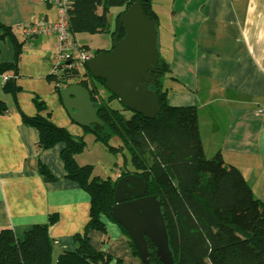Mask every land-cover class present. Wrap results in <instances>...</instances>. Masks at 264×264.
I'll return each mask as SVG.
<instances>
[{
	"label": "crops",
	"instance_id": "obj_1",
	"mask_svg": "<svg viewBox=\"0 0 264 264\" xmlns=\"http://www.w3.org/2000/svg\"><path fill=\"white\" fill-rule=\"evenodd\" d=\"M167 2L169 101L197 108L205 152L207 146L213 155L221 152L228 164L242 171L264 203V113L260 112L264 106V0ZM57 16L47 0H0V22L23 42L16 79L21 90L16 100L4 91L5 79L0 75V98L8 108L0 114V230L12 228L22 239L27 228L55 216L49 227L52 264H57L61 253L76 250L75 236L84 232L91 207L90 194L66 176L61 158L64 145L41 149L39 131L22 116L40 113L75 136L87 128L70 116L57 86L48 79L54 72L57 36L23 33L24 26ZM75 36L78 40V33ZM14 55L13 41H2L0 61H12ZM36 98L47 105L45 110L38 111ZM40 162L57 180L43 178ZM116 171L115 177L121 176ZM102 220L107 232L91 230V244L126 264H145L132 253L120 226L105 215Z\"/></svg>",
	"mask_w": 264,
	"mask_h": 264
},
{
	"label": "trees",
	"instance_id": "obj_2",
	"mask_svg": "<svg viewBox=\"0 0 264 264\" xmlns=\"http://www.w3.org/2000/svg\"><path fill=\"white\" fill-rule=\"evenodd\" d=\"M137 1L73 0L69 14L70 30L74 34L109 31L108 13L112 7H119L122 10L117 14L112 37L113 40L122 38L125 27L119 23V18ZM142 6L158 28L159 15L152 0L143 1ZM8 38L14 43L15 55L12 61H0V75L8 76L3 89L16 100L21 90L16 79L23 42L18 40L11 27L0 22V44ZM109 50H98L95 54ZM160 57L161 74L158 84L152 87L160 111L154 118L123 105L106 88L104 79L93 76L87 64L81 74L73 68L61 78L53 73L48 79L55 83L58 93L62 88L57 84L59 81L67 85L79 82L89 89L103 125L94 124L86 129L92 131L110 151H127L130 160L127 164L125 161L121 176L128 173L141 175L148 182L147 195H156L160 200L175 264H264V203L255 195L242 171L228 164L221 152L207 158L197 108L170 103L163 76L170 74L171 68L161 53ZM99 85L108 91L107 96L100 93ZM115 99L119 101V107L112 105ZM35 103L39 112L47 108L39 98ZM127 111L132 112L129 117ZM6 112L7 105L0 98V114ZM22 116L26 124L39 131L41 149H50L59 143L64 145L61 158L66 176L91 197L90 219L84 232L75 236L76 250L61 253L57 264H126L121 258L96 249L90 242L91 230L107 232L103 215L120 226L132 253L140 257L137 243L112 210L116 184L121 176H96L93 165H82L77 161L76 156L85 149L83 137L73 135L40 113L35 116L23 113ZM111 139H118V146L110 145ZM39 171L46 181L57 180L42 162ZM55 221L56 217L51 216L47 223L30 226L22 239L12 228L1 229L0 264H52L53 240L49 227ZM146 239L151 264H162L156 254L157 245L148 237Z\"/></svg>",
	"mask_w": 264,
	"mask_h": 264
},
{
	"label": "water",
	"instance_id": "obj_3",
	"mask_svg": "<svg viewBox=\"0 0 264 264\" xmlns=\"http://www.w3.org/2000/svg\"><path fill=\"white\" fill-rule=\"evenodd\" d=\"M138 0L119 18L125 27L122 38H114L109 51L91 56L87 67L96 78L105 80L106 88L130 109L154 118L159 113L157 96L148 87L149 76H158L153 71L160 63L158 29L156 22L145 13ZM161 73V71H160ZM60 95L70 116L85 127L103 125L97 114L89 89L77 82L61 88ZM148 182L136 173L121 176L116 184L112 208L114 216L137 243L140 258L151 264L148 241L157 245L156 254L162 264H175L169 245V236L162 212L161 202L156 195H147Z\"/></svg>",
	"mask_w": 264,
	"mask_h": 264
},
{
	"label": "rangeland",
	"instance_id": "obj_4",
	"mask_svg": "<svg viewBox=\"0 0 264 264\" xmlns=\"http://www.w3.org/2000/svg\"><path fill=\"white\" fill-rule=\"evenodd\" d=\"M152 4L154 9H156L160 13V23H159V33H160V40H159V51L162 55V58L167 61L170 58V39L171 34L169 32V20H170V13L168 14L166 6L169 5L167 0H152ZM121 8L119 7H112L108 13V20H109V31L99 32V33H90V32H81L78 33V40L80 43L85 45L92 56L95 55L96 51L98 50H108L113 46V37L112 32L116 28V17L117 14L120 12ZM83 72V70H82ZM78 81V80H73ZM163 81L165 87L172 86V81L169 78V74L166 73L163 76ZM100 93L102 95L107 96V92L105 89L99 85ZM112 105L115 107H119L120 103L118 100H113ZM131 111L126 112V116L129 117L131 115ZM77 136V135H76ZM83 137L86 143L85 149L83 152L76 156L77 161L84 163V164H91L94 166V175L108 178V177H115L117 171L116 168L120 170V174L125 167L126 164L129 162L130 157L128 152H112L108 149L102 142H100L92 131L87 130L86 128L83 129V135L77 136ZM119 140L118 139H111L110 145L118 146ZM206 155L207 158L213 157V153H210V148L207 146L206 148ZM82 164V165H84Z\"/></svg>",
	"mask_w": 264,
	"mask_h": 264
},
{
	"label": "built area",
	"instance_id": "obj_5",
	"mask_svg": "<svg viewBox=\"0 0 264 264\" xmlns=\"http://www.w3.org/2000/svg\"><path fill=\"white\" fill-rule=\"evenodd\" d=\"M47 2L57 9V19L53 21L46 18L40 19L24 26L23 33L26 36L56 35L58 47L55 52L53 73L61 78L66 71L77 68L81 74L92 55L70 30L69 14L73 8V0H47ZM7 78L8 76H4V79ZM61 82L57 84L62 88L67 86ZM260 112L264 113V106L261 107Z\"/></svg>",
	"mask_w": 264,
	"mask_h": 264
},
{
	"label": "flooded vegetation",
	"instance_id": "obj_6",
	"mask_svg": "<svg viewBox=\"0 0 264 264\" xmlns=\"http://www.w3.org/2000/svg\"><path fill=\"white\" fill-rule=\"evenodd\" d=\"M108 50H109V49H108ZM160 71H161V69H160V66H159V65H158L157 68L153 71V73L156 72V74H157V76H158V80H159V75L161 74ZM148 78H149V81H150L148 87H149L150 89L153 90L152 87L155 86V85H157L158 82L155 83L156 78H154L152 75L149 76Z\"/></svg>",
	"mask_w": 264,
	"mask_h": 264
}]
</instances>
